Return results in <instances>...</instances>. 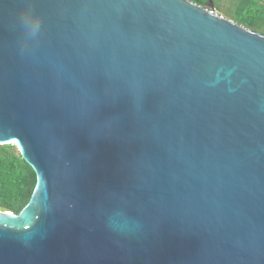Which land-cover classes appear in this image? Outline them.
<instances>
[{
    "label": "water",
    "instance_id": "water-1",
    "mask_svg": "<svg viewBox=\"0 0 264 264\" xmlns=\"http://www.w3.org/2000/svg\"><path fill=\"white\" fill-rule=\"evenodd\" d=\"M3 144L0 264H264V34L213 6L0 0Z\"/></svg>",
    "mask_w": 264,
    "mask_h": 264
},
{
    "label": "trees",
    "instance_id": "trees-1",
    "mask_svg": "<svg viewBox=\"0 0 264 264\" xmlns=\"http://www.w3.org/2000/svg\"><path fill=\"white\" fill-rule=\"evenodd\" d=\"M202 7L225 4L234 14L229 19L257 32L264 22V0H190ZM38 187V175L23 158L17 144L0 145V206L20 214L30 204Z\"/></svg>",
    "mask_w": 264,
    "mask_h": 264
},
{
    "label": "rangeland",
    "instance_id": "rangeland-1",
    "mask_svg": "<svg viewBox=\"0 0 264 264\" xmlns=\"http://www.w3.org/2000/svg\"><path fill=\"white\" fill-rule=\"evenodd\" d=\"M214 5L215 4H209V5H207V8L209 10H212V6H214ZM217 13L226 17V18L234 16L232 11L230 10V7H227L225 4H223V6H220V8H218ZM256 30H257V33L264 34V22L259 23L258 26L256 27Z\"/></svg>",
    "mask_w": 264,
    "mask_h": 264
},
{
    "label": "clouds",
    "instance_id": "clouds-1",
    "mask_svg": "<svg viewBox=\"0 0 264 264\" xmlns=\"http://www.w3.org/2000/svg\"><path fill=\"white\" fill-rule=\"evenodd\" d=\"M19 15L20 19L26 24H30L34 21V10L32 9L23 8L21 9Z\"/></svg>",
    "mask_w": 264,
    "mask_h": 264
},
{
    "label": "snow or ice",
    "instance_id": "snow-or-ice-1",
    "mask_svg": "<svg viewBox=\"0 0 264 264\" xmlns=\"http://www.w3.org/2000/svg\"><path fill=\"white\" fill-rule=\"evenodd\" d=\"M24 2L26 3V2H27V0H24ZM13 143H15V141H13ZM116 227H119V225H116Z\"/></svg>",
    "mask_w": 264,
    "mask_h": 264
}]
</instances>
